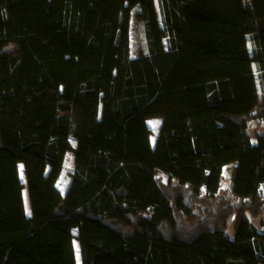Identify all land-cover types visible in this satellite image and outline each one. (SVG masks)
<instances>
[{
    "label": "trees",
    "instance_id": "obj_1",
    "mask_svg": "<svg viewBox=\"0 0 264 264\" xmlns=\"http://www.w3.org/2000/svg\"><path fill=\"white\" fill-rule=\"evenodd\" d=\"M254 120L264 0H0V264H264Z\"/></svg>",
    "mask_w": 264,
    "mask_h": 264
},
{
    "label": "rangeland",
    "instance_id": "obj_2",
    "mask_svg": "<svg viewBox=\"0 0 264 264\" xmlns=\"http://www.w3.org/2000/svg\"><path fill=\"white\" fill-rule=\"evenodd\" d=\"M154 1V0H153ZM246 3H250V0H244ZM154 3V2H153ZM129 36H130V55L132 57L138 56L143 48V37L141 33V25L140 22L136 16V11L133 10L131 12V18H130V28H129ZM161 119H152L150 120V126L153 130V141L156 138V134L158 133L159 127H160ZM260 120H254L251 122V126H257L258 127H264L261 125ZM63 141H69L71 145L75 148L77 146V141L73 137H67L64 136L62 138ZM74 159L75 155L73 152H67L63 166L60 169L50 168L49 169V176L51 181L57 185L63 192H65L71 183L72 175L74 173ZM226 168L224 174L227 177H230V169ZM20 172H21V178L23 181H25V174L23 171V166L20 165ZM160 177L164 180H168V176L166 174H161ZM24 197L26 198L25 204H26V212L28 215H31V209H30V203L28 198V191L25 188L24 190ZM76 247H77V260L78 264H81V255H80V248L77 241H75Z\"/></svg>",
    "mask_w": 264,
    "mask_h": 264
},
{
    "label": "built area",
    "instance_id": "obj_3",
    "mask_svg": "<svg viewBox=\"0 0 264 264\" xmlns=\"http://www.w3.org/2000/svg\"><path fill=\"white\" fill-rule=\"evenodd\" d=\"M219 196L222 199H231L235 197L233 195V184L230 177L224 175L221 177Z\"/></svg>",
    "mask_w": 264,
    "mask_h": 264
},
{
    "label": "bare ground",
    "instance_id": "obj_4",
    "mask_svg": "<svg viewBox=\"0 0 264 264\" xmlns=\"http://www.w3.org/2000/svg\"><path fill=\"white\" fill-rule=\"evenodd\" d=\"M25 201H26V198H25ZM30 203V202H29ZM26 205V204H25Z\"/></svg>",
    "mask_w": 264,
    "mask_h": 264
}]
</instances>
